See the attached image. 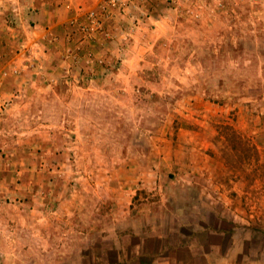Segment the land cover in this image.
<instances>
[{
  "label": "rangeland",
  "instance_id": "374dc122",
  "mask_svg": "<svg viewBox=\"0 0 264 264\" xmlns=\"http://www.w3.org/2000/svg\"><path fill=\"white\" fill-rule=\"evenodd\" d=\"M62 5L0 0V82L36 92L3 97L33 111L0 117L16 157L0 162V264H106L142 242L173 263L264 264V0H102L50 30ZM63 216L79 221L46 225Z\"/></svg>",
  "mask_w": 264,
  "mask_h": 264
},
{
  "label": "crops",
  "instance_id": "0c3cea01",
  "mask_svg": "<svg viewBox=\"0 0 264 264\" xmlns=\"http://www.w3.org/2000/svg\"><path fill=\"white\" fill-rule=\"evenodd\" d=\"M102 0H61V2L63 3L61 9H59L58 12L56 13H49L48 14V18H49V25L48 27H50L49 29L51 30L54 26H57V25H64L66 24V22L68 21V19L71 17V15L74 17L76 15V17L80 16V15H83L85 14L88 10L92 9V8H95L98 6V4L101 2ZM159 18L161 19H155L153 22V24L151 25L150 23L146 22L144 25H143V29H146V30H157V29H161V22L165 21L167 19L166 16H162V15H158ZM146 20V19H145ZM166 26V25H165ZM167 27V26H166ZM167 28H171L170 25H168ZM45 33V32H44ZM38 40V39H36ZM39 41V40H38ZM35 66H39L38 64H35ZM30 67V66H29ZM32 67V65H31ZM36 73V72H34ZM33 78L32 76H27V77H20L19 79L17 80H20L23 85L21 84L20 86V89H14L11 88V89H6L8 87L7 83L9 82V80L5 81V82H0V117H4L6 113H9V112H13L12 115L14 114H17V111L19 112H25L27 113L28 111H33L31 106H29L28 104H21L19 106H15L14 102L13 101V104H10V105H6V103L3 102V97H4V93L5 91H9V95L13 96V97H19V98H27L28 96H32L34 95L36 92H33L32 90L29 89L28 85L31 84L33 82ZM45 79V78H44ZM78 80L77 82L79 81H83L82 83L85 84L86 81L84 80L83 77H80L79 79H76ZM54 85H49L48 87V90H47V96L48 98H52L54 95L56 97H65V98H68L69 97V92L67 91H63V90H58L57 87H53ZM79 88H82L83 90V93L84 95L86 96H94L96 95V90H92V89H89V88H85V87H82V85L79 86ZM104 93H112V91L108 92V91H103ZM13 93V94H12ZM41 96H44L45 97V89L41 90ZM71 93V92H70ZM13 107V108H12ZM16 107V108H15ZM18 109V110H17ZM12 119V118H11ZM14 120V119H13ZM0 130H1V126H0ZM9 136H5L3 134L2 131H0V162H1V158H4V154H2L1 152V148H2V144H5L8 140ZM15 155V154H13ZM5 160L4 161H15L16 157L14 158H9L8 155H6V157L4 158ZM10 164V163H9ZM0 171H1V167H0ZM9 175H11V173H13V175H15V173H17L16 171L17 170H13L12 169V166L10 165V169H9ZM1 175H0V186H2L3 182H2V179H1ZM22 201L19 202L20 205H24L21 203ZM24 202V201H23ZM26 202V201H25ZM29 205V204H28ZM31 205V204H30ZM22 206H19V208L22 210H27V208L23 207L21 208ZM33 207L32 206H29L28 210H32ZM129 210H133L131 208V206L129 207ZM21 212L20 213H17L18 216H20ZM131 220H134V219H131ZM15 224L13 226V230L15 229V232L18 233L19 230H20V227L22 225H25V221L23 219H15ZM39 221V220H38ZM75 222V221H79V219H68L66 217H58L57 218V221L55 222V220H51L49 221V223H47L46 225H50L51 227H54L55 225L56 226H60L61 224H65L66 222ZM27 224V223H26ZM132 234H134L135 236H137L138 238L140 237V234L139 232H132ZM15 235V233H14ZM64 233H61L59 232V234L57 235L58 237V240H60V238H64ZM83 237H87V238H91L92 235L91 233H83ZM112 237V236H111ZM148 237H153L154 239H162L161 235H158V234H152L151 233V236H148ZM50 239V236L48 237ZM146 238L142 237L140 238V240H145ZM2 240H3V232H2V228H1V224H0V257L3 258V257H6L7 255H9L4 249H3V246H2ZM143 243V242H142ZM142 243H138L136 245V248L134 251L132 252H127L125 249L122 250L120 253L122 259L121 261H116V262H105L106 264H120V262L124 263L125 260L127 259L128 262H130L131 260L133 259H137V260H142L144 258H148L149 261H150V264H190L188 262H175L173 263L172 260L168 259V258H162V251L163 250H155V251H148L146 250V248H144L143 244ZM110 251V250H109ZM81 257H87V256H90V254L86 255L85 253L83 254L82 252L77 254ZM203 257L207 258L208 257V254H202ZM221 261H222V264H227L226 262V257L224 255H222V258H221Z\"/></svg>",
  "mask_w": 264,
  "mask_h": 264
},
{
  "label": "built area",
  "instance_id": "2783aa9c",
  "mask_svg": "<svg viewBox=\"0 0 264 264\" xmlns=\"http://www.w3.org/2000/svg\"><path fill=\"white\" fill-rule=\"evenodd\" d=\"M119 0H107V8L110 7L112 4L118 2ZM102 8V11H107V8L106 6H101ZM107 12H102L101 14H106ZM87 19L91 20L92 21V27H90L89 29H92V30H98L102 27V21H101V18L100 16H98V14L95 12V11H91L88 13L87 15ZM82 29H86L85 27H82Z\"/></svg>",
  "mask_w": 264,
  "mask_h": 264
}]
</instances>
